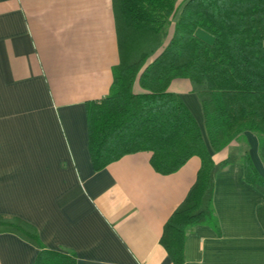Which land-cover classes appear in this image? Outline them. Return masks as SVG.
<instances>
[{
    "label": "crops",
    "instance_id": "obj_1",
    "mask_svg": "<svg viewBox=\"0 0 264 264\" xmlns=\"http://www.w3.org/2000/svg\"><path fill=\"white\" fill-rule=\"evenodd\" d=\"M119 62L115 0H0V214L30 222L48 248L74 252L76 264H175L161 237L201 158L161 173L152 152L141 150L94 169L87 103L109 94ZM169 88L194 115L215 161L248 152L264 176L254 132L215 151L191 81L174 78ZM263 203L241 161L219 170L220 232L197 225L181 264H264ZM38 252L22 236L0 232V264H33Z\"/></svg>",
    "mask_w": 264,
    "mask_h": 264
},
{
    "label": "trees",
    "instance_id": "obj_2",
    "mask_svg": "<svg viewBox=\"0 0 264 264\" xmlns=\"http://www.w3.org/2000/svg\"><path fill=\"white\" fill-rule=\"evenodd\" d=\"M115 2L120 62L109 94L87 103L93 167L141 150L152 152L151 164L161 173L178 170L193 155L201 158L194 185L161 237L173 262L181 264L185 238L197 225L220 232L213 208L217 172L241 161L246 181L262 193L264 176L248 152L215 161L194 115L169 86L178 77L191 81L215 151L252 131L264 163V0ZM258 216L264 226V203ZM0 232L35 244L33 264H76L74 252L48 248L37 228L20 217L0 214Z\"/></svg>",
    "mask_w": 264,
    "mask_h": 264
},
{
    "label": "rangeland",
    "instance_id": "obj_3",
    "mask_svg": "<svg viewBox=\"0 0 264 264\" xmlns=\"http://www.w3.org/2000/svg\"><path fill=\"white\" fill-rule=\"evenodd\" d=\"M179 1H183V0H179ZM178 14V13H177ZM202 107V106H201ZM202 109V108H201ZM243 134V133H242Z\"/></svg>",
    "mask_w": 264,
    "mask_h": 264
}]
</instances>
